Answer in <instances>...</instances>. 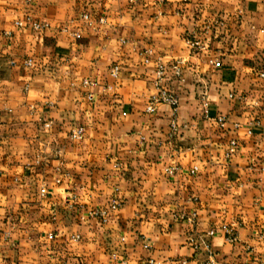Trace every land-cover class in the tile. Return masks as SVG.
<instances>
[{
	"label": "crops",
	"instance_id": "0c3cea01",
	"mask_svg": "<svg viewBox=\"0 0 264 264\" xmlns=\"http://www.w3.org/2000/svg\"><path fill=\"white\" fill-rule=\"evenodd\" d=\"M157 58L182 61L175 114L146 112ZM262 168L264 0H0V264H202L188 234L210 229L216 264H264Z\"/></svg>",
	"mask_w": 264,
	"mask_h": 264
},
{
	"label": "built area",
	"instance_id": "2783aa9c",
	"mask_svg": "<svg viewBox=\"0 0 264 264\" xmlns=\"http://www.w3.org/2000/svg\"><path fill=\"white\" fill-rule=\"evenodd\" d=\"M26 1L29 2L30 0H26ZM136 1H138V0H129L130 3H135ZM84 17H86V16H84ZM99 21L101 23H103L104 19L100 18ZM214 23H216L218 25H223L222 21H216V22H213V24ZM15 25L17 27L30 28L33 31H38L39 29L44 28L46 26V24H44V23L32 21L29 17L26 18L25 20L16 21ZM211 25L210 24L207 25L208 31L211 28ZM187 43L191 47V49L195 52L203 51L205 49L204 42L198 38L188 39ZM140 54L143 56L145 63H148L149 57L152 54V50L150 48H145V49L141 50ZM208 62L215 68H219L221 65L218 57L210 58L208 60ZM27 63H30V62L28 61ZM181 64H182L181 60H175L170 64H165L160 58H157L156 68H155V77L153 80V85H154L156 92L154 94H152L149 98L148 105L146 107L147 113L154 114L156 112V105L158 103L168 104L169 106H171L173 114L176 113L177 106H178V97L173 91H171L167 87V85L165 83V79H166L167 69L171 70L174 78H176V79L180 78L181 77ZM117 73H118V67L112 66L111 75L115 77V76H117ZM91 84H92V82L89 80L83 81L84 86L91 85ZM105 89H110V86L105 87ZM229 96L231 98L236 97L239 100L245 99V96H243V95L230 94ZM200 97H201V100L203 101L204 116L208 117L207 92L202 91L200 94ZM88 98H89V100H92L91 94H89ZM214 120L217 123L219 128L225 129L227 127V121H226V118L224 116L217 114L214 116ZM82 130H83L82 128H78V129L73 130L71 133V136L74 138H80L82 136ZM177 133H178V127H177V124H176L175 119L173 117L171 122H170V129H169L168 137L171 139L174 136H176ZM248 133L251 134V131H249ZM144 139L145 138L142 136L141 140H144ZM236 149H237V142L235 139H231L229 141L228 148H227V151L225 153V157L226 158L230 157L236 151ZM115 167H120V163H116ZM262 169H264V168H262ZM177 170H178V166H176V165L172 166V167H168L165 169V171L169 174H172V173L176 172ZM195 170H196V167H194L191 170V173H193ZM117 206H118L117 202H112L110 209L114 210V209H116ZM108 215H109V210L100 209V208L89 210L86 213V217L97 218V219L101 220L102 222L107 221ZM186 221L188 222V224L194 225L196 223V214L192 213L191 215H189L186 218ZM221 232H222L223 238L226 242L231 243V244H237L239 242L238 235L235 232L234 224L223 225L221 227ZM214 234H215L214 229H210L206 233L199 234V235H196L193 233L188 234V242H189L190 246L193 248V250L197 253L203 252L206 256V260L202 264H216L217 263L215 260V257H214V253L211 250L210 241H209L210 237H212ZM79 238L80 237L77 234L72 237V239L74 241L79 240ZM150 262L154 263L151 260H150ZM182 263L186 264V261H182Z\"/></svg>",
	"mask_w": 264,
	"mask_h": 264
}]
</instances>
